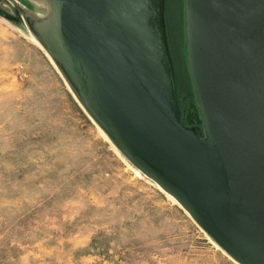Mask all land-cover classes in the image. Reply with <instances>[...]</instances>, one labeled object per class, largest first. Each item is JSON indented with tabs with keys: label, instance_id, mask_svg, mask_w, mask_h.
<instances>
[{
	"label": "rangeland",
	"instance_id": "374dc122",
	"mask_svg": "<svg viewBox=\"0 0 264 264\" xmlns=\"http://www.w3.org/2000/svg\"><path fill=\"white\" fill-rule=\"evenodd\" d=\"M171 1L163 18L181 118L203 135L180 73L187 0L184 39ZM52 18L50 7L0 0V264H241L96 117Z\"/></svg>",
	"mask_w": 264,
	"mask_h": 264
},
{
	"label": "water",
	"instance_id": "95a60500",
	"mask_svg": "<svg viewBox=\"0 0 264 264\" xmlns=\"http://www.w3.org/2000/svg\"><path fill=\"white\" fill-rule=\"evenodd\" d=\"M49 1L103 126L237 261L264 264V0H187L203 135L182 122L164 0Z\"/></svg>",
	"mask_w": 264,
	"mask_h": 264
},
{
	"label": "trees",
	"instance_id": "16d2710c",
	"mask_svg": "<svg viewBox=\"0 0 264 264\" xmlns=\"http://www.w3.org/2000/svg\"><path fill=\"white\" fill-rule=\"evenodd\" d=\"M181 0H172L171 1V4L173 3V6L176 8V11H177V16H178V18L180 19V17H182V19H181V21H180V23H181V27L183 28V35H182V38L184 39V34H185V32H184V8H183V2H180ZM178 9H180V11L178 10ZM176 19V20H179V19ZM175 29H176V26H175V28L173 29V33H174V35H175V37H176V33H175ZM180 37H176V40L178 41H180ZM178 54H179V58H180V61H181V50H178ZM183 59H184V57H183ZM185 59H186V57H185ZM182 64V63H181ZM183 69V71H181L180 73H181V78H182V81L188 86V88H190V94H191V90H192V82H191V79H190V76H189V72H188V68L185 66V68H182ZM193 100V99H192ZM200 112H199V110H198V114H199ZM200 115V114H199ZM182 122L184 123V124H187V123H185L184 122V120L182 119Z\"/></svg>",
	"mask_w": 264,
	"mask_h": 264
},
{
	"label": "bare ground",
	"instance_id": "6f19581e",
	"mask_svg": "<svg viewBox=\"0 0 264 264\" xmlns=\"http://www.w3.org/2000/svg\"><path fill=\"white\" fill-rule=\"evenodd\" d=\"M28 1L31 2L32 4L36 5V6L38 5V6H41V7H47V8L50 7V8H52V5H51L49 0H28Z\"/></svg>",
	"mask_w": 264,
	"mask_h": 264
}]
</instances>
